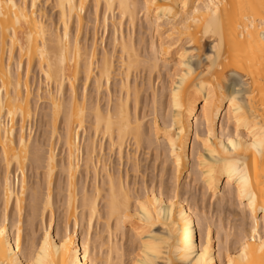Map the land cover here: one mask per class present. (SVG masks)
Segmentation results:
<instances>
[{"label": "snow or ice", "instance_id": "6c2138e0", "mask_svg": "<svg viewBox=\"0 0 264 264\" xmlns=\"http://www.w3.org/2000/svg\"><path fill=\"white\" fill-rule=\"evenodd\" d=\"M0 20V264H264V0H0Z\"/></svg>", "mask_w": 264, "mask_h": 264}, {"label": "rangeland", "instance_id": "374dc122", "mask_svg": "<svg viewBox=\"0 0 264 264\" xmlns=\"http://www.w3.org/2000/svg\"><path fill=\"white\" fill-rule=\"evenodd\" d=\"M51 2L54 4V0H51ZM59 18L57 17V20ZM144 31H145V34L147 35V32H148V23L145 21L144 23ZM137 34H138V38H139V21L137 22ZM159 39L157 38V43H158ZM211 39L210 38H207L206 40H204V49H205V53L206 52H209L210 47H211ZM195 62V61H193ZM166 78V76H165ZM237 79V77L235 75H229L228 76V81H231V82H234L235 80ZM35 82H36V85L37 87H39V78H38V75L35 77ZM133 88H135V79H133ZM107 86V85H106ZM155 87V86H153ZM114 88H115V84H114ZM161 91H163V86L161 85ZM26 127L29 126L28 125V121L27 123L25 124ZM31 128L33 130V132H35L36 134L38 135H42L41 131H40V127H39V122H38V119H37V112H36V107H35V102H33V105H32V115H31ZM191 149V145H189V151H188V154L190 153V150ZM61 153L63 154V149L60 150ZM119 151H117V160H119ZM145 158H147V151L145 150ZM163 156V153H161V157ZM135 154H133V164H134V167H133V181H135L136 179V168H135ZM155 153L153 152V156H152V171L153 173H155L156 171V164H155ZM146 162V160H145ZM191 163V162H190ZM124 168H125V180L127 181V177H128V153H127V149H125V153H124ZM161 168H163V165H161ZM117 170H119V168H117ZM188 171H193V169L189 166L188 168ZM168 172H169V175H171V168L168 169ZM140 182H141V185H143L144 183V175L141 174L140 177ZM187 174L184 175V180L185 182H187ZM15 180H16V175H15V169L13 168L12 170V181L15 183ZM192 180H193V183L195 184L196 182V178H195V174H193L192 176ZM158 181H159V177L157 176V186H158ZM151 183H152V176L149 175L148 177V184H149V189H151ZM220 191L223 192V186L221 185L220 186ZM203 193V189H201V194ZM211 200H209V204L211 205ZM218 207H221L222 211H221V215L223 216V224H224V230L227 231L228 229V225H229V218H231V220L233 221V223L235 222V219H236V216L239 214V208L238 206L236 208H233L231 203L229 202L227 205H218ZM99 223V222H98ZM220 223V216L217 217V224ZM104 226H102V229H103ZM113 230H114V225H113ZM129 234H131V232L129 231ZM114 241H115V237H113ZM121 239H123V237H121ZM197 239L199 240V237H198V234H197ZM197 240V241H198Z\"/></svg>", "mask_w": 264, "mask_h": 264}, {"label": "bare ground", "instance_id": "6f19581e", "mask_svg": "<svg viewBox=\"0 0 264 264\" xmlns=\"http://www.w3.org/2000/svg\"><path fill=\"white\" fill-rule=\"evenodd\" d=\"M16 2L17 3H21L22 2V0H16ZM57 2V0H54V3H56ZM161 2H163V0H161ZM225 2V0H221V3H224ZM236 2H248V0H227V3H236ZM2 23H4V21L3 20H0V24H2ZM233 35H235V33H233ZM210 39H211V37H209ZM206 40V39H205ZM212 42V41H211ZM158 43H159V41H158ZM157 43V44H158ZM212 44V43H211ZM203 47H204V43H203ZM210 49L211 50H209V52H206L205 53V55H207V54H210L211 53V51H212V47H210ZM193 64H196L197 66H198V63H197V61H195V62H193ZM234 71V70H233ZM25 72L27 73V67H25ZM229 75H233V72H229L228 73V75H227V77H226V80L228 81V76ZM236 81V80H235ZM256 91L257 92H259V88H257L256 89ZM28 115H29V113H28V108H27V105H25V107H24V116H23V121H24V123L26 124L27 123V121H28ZM31 115H32V111H31ZM193 138H194V136H193ZM19 139H20V133H19V129L17 130V133H16V141H17V146H19ZM190 145V144H189ZM189 145L187 146V156H188V161H189V166L193 169L194 168V162H193V160H192V151H190V153L188 154V151H189ZM191 150V149H190ZM119 154V153H118ZM191 162V163H190ZM189 168V167H188ZM195 178H196V176H195ZM253 182H255V179H256V175H255V172H253ZM21 180H23V177H21ZM13 184H14V182H13ZM14 207V206H13ZM132 211L133 212H135V205L133 204V206H132ZM176 219H177V221H179V215L177 214V217H176ZM178 227L179 228H183V224L181 223V224H179L178 225ZM129 231L131 232V228H129ZM198 234V233H197ZM198 240V239H197ZM199 242V240L197 241V243ZM259 257L257 256V259H258Z\"/></svg>", "mask_w": 264, "mask_h": 264}]
</instances>
